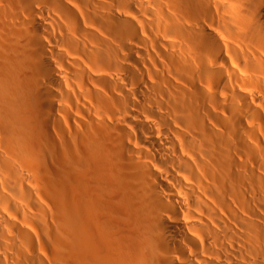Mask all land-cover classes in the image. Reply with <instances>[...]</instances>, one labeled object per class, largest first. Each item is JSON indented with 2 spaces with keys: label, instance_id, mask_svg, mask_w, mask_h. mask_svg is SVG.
Segmentation results:
<instances>
[{
  "label": "bare ground",
  "instance_id": "obj_1",
  "mask_svg": "<svg viewBox=\"0 0 264 264\" xmlns=\"http://www.w3.org/2000/svg\"><path fill=\"white\" fill-rule=\"evenodd\" d=\"M0 264H264V0H0Z\"/></svg>",
  "mask_w": 264,
  "mask_h": 264
}]
</instances>
